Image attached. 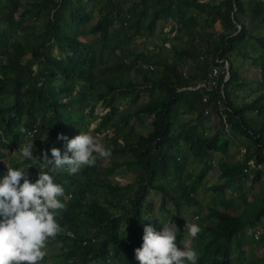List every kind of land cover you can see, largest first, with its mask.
<instances>
[{
  "label": "trees",
  "instance_id": "16d2710c",
  "mask_svg": "<svg viewBox=\"0 0 264 264\" xmlns=\"http://www.w3.org/2000/svg\"><path fill=\"white\" fill-rule=\"evenodd\" d=\"M257 29L264 0H0V149L9 151H0V167H28L34 183L36 165L11 151L32 139L35 157H50L52 147L63 154L58 135L80 131L103 134L112 152L106 166L97 159L77 175L55 176L65 188L57 215L65 231L49 242L44 264H139L144 226L177 224L181 245L188 216L202 229L190 237L197 264H264V254L243 249L264 248V34ZM137 40L141 49L133 51ZM249 46L257 56H246ZM238 58H248L261 81L241 78ZM220 61L228 63L226 81ZM214 68L221 73L206 88ZM232 147L236 154L243 147L240 160H230ZM216 171L221 183L208 188L203 216L196 193ZM115 175L131 180L121 185ZM226 189L233 199L225 200Z\"/></svg>",
  "mask_w": 264,
  "mask_h": 264
},
{
  "label": "clouds",
  "instance_id": "9594fccd",
  "mask_svg": "<svg viewBox=\"0 0 264 264\" xmlns=\"http://www.w3.org/2000/svg\"><path fill=\"white\" fill-rule=\"evenodd\" d=\"M20 132L26 129L21 127ZM31 136L28 134L27 138ZM57 139L65 142L63 154L52 147L50 157L47 152L35 157L32 139L15 151L19 163L28 161L38 168L34 183L32 177L28 178V167L7 166V171L0 167V264H44L49 242L65 231L57 221L58 212L66 207L61 202L65 188L55 176L62 171L77 175L83 168L93 167L97 159L108 160L112 156L111 150L90 131H80L71 139L58 135ZM188 217L181 245H177V224L170 221L160 231L144 226L143 242L134 250L139 264H197L198 253L191 247L190 237H197L202 229L195 223L197 216ZM185 234L189 238L183 244Z\"/></svg>",
  "mask_w": 264,
  "mask_h": 264
},
{
  "label": "rangeland",
  "instance_id": "374dc122",
  "mask_svg": "<svg viewBox=\"0 0 264 264\" xmlns=\"http://www.w3.org/2000/svg\"><path fill=\"white\" fill-rule=\"evenodd\" d=\"M216 29H218V26L216 27ZM166 30H168V29H166ZM261 33H263L264 34V29L262 30V29H257V30H255L254 32H253V34L254 35H256V36H261ZM172 36V35H171ZM141 42L140 41H138L137 40V42H135V43H133L132 45H131V49L133 50V51H137V50H139V49H141V46L139 45ZM154 43H157V44H160L161 42H159V41H155ZM152 46L153 45H148V44H146V49L149 51V50H151V48H152ZM166 47L167 46H169V43H166V45H165ZM259 51H260V49L259 48H251V46H249L247 49H246V56H251V57H255V56H257L258 55V53H259ZM56 53V51L54 50L53 51V54H55ZM249 58V57H248ZM241 59V58H238L237 60H236V62H235V66H236V69H237V71H238V73H239V75H240V77L241 78H244V79H246V80H248V81H261L260 80V71H259V69L258 68H256V67H254V66H252L251 65V63H250V60L249 59ZM226 77H227V75H225V79H226ZM106 111H104V110H102L101 109V107H100V105H98L97 106V108H96V112H95V114L96 115H98V116H101V115H103L104 113H105ZM180 120L181 121H186L187 120V118H188V116L187 115H181L180 117ZM210 121H211V123H210V126L211 125H214L215 124V122L217 121L216 120V117L215 116H211V119H210ZM96 125V123H93L91 126H90V130L94 127ZM143 130H148V124H146V125H144L143 126V128H142ZM140 130V129H139ZM226 132H227V134H229V131H228V128L226 127ZM105 134H107L109 137H111L112 136V131H108L107 133H105ZM99 140H102V138H103V134L102 135H99V136H96ZM239 153L238 154H236L235 153V148H229V152L228 153H230L232 156H233V159H230L231 161H236V160H240L241 159V155L243 154V147H239ZM0 151L1 152H3V153H5L6 155L7 154H9V151H7V150H1L0 149ZM15 151H17V149H15V150H13V151H11V153H10V155L9 156H13V154H14V156H17V154H16V152ZM221 158V155L220 154H215V156H214V159H213V163H212V166L214 167V169L215 170H217V168H218V161H219V159ZM100 161H101V164L103 165V166H106V165H108V163H107V161L106 160H104V159H100ZM7 166H8V164L7 163H5V167H6V171H7ZM196 169V168H195ZM0 172H2V170L0 169ZM218 171H216V172H210L208 175H207V177L204 179V182H203V185H204V188L203 189H198V191H197V193H196V196H197V200H199L200 202H201V204L203 205V211L201 212V215H203V216H205L206 215V213H207V208H206V205H207V203L209 202V200H210V197L212 196V192L208 189L209 187H211V186H213V185H216V184H218V183H221V181L220 180H218V178H217V175H218ZM5 174H6V172H5ZM3 178V177H2ZM114 180L116 181V182H118L119 184H121V185H124V184H126V183H129V181L131 180V176L129 177V178H126V176H119V175H115V177H114ZM250 186V182L249 181H247L246 183H245V187H249ZM224 197H225V200L226 201H228L229 199H233V197H234V194H232L228 189H226L225 191H224ZM150 198L151 199H153L154 200V203H155V206L157 207L158 206V199H155V197L153 196V195H151L150 196ZM247 200L248 201H251L252 199H251V196H248L247 197ZM240 201L242 202V199H238L237 201H234V205L235 206H237V203L238 204H240ZM240 210V209H239ZM230 213H233L232 212V210H230ZM158 214V213H157ZM158 216H159V214H158ZM189 220V217H187L186 219H185V221H188ZM164 224H166V223H164ZM163 224V225H164ZM162 229V228H161ZM250 230L248 231V233H247V235L248 236H251V234H250ZM185 240H184V242H183V244L185 243V241H187L188 242V234H185ZM253 238H254V236H253ZM255 239V238H254ZM256 241V240H255ZM243 249H244V252H245V255L246 256H249V254H250V251H253V255L254 256H261V255H263L264 254V248H261V247H257L255 244H251V243H248V244H246V245H244L243 246Z\"/></svg>",
  "mask_w": 264,
  "mask_h": 264
},
{
  "label": "built area",
  "instance_id": "2783aa9c",
  "mask_svg": "<svg viewBox=\"0 0 264 264\" xmlns=\"http://www.w3.org/2000/svg\"><path fill=\"white\" fill-rule=\"evenodd\" d=\"M220 63H223V62L220 61ZM223 68H224V70H225V72H226V75H227L226 79L224 78V81H226L227 78H228V73H227V72H228V63H227V61H224V63H223ZM220 73H221L220 69H218V68H214V69H213L212 74H211V76H210V79L207 81L206 88H211L212 86L215 85L216 81H215L214 79H216V78L219 76ZM204 86H205V85H200V86L195 87L194 89H198V88H200V87H204ZM190 90H191V89H190ZM192 90H193V89H192ZM203 101L205 102L206 99L204 98ZM205 114H207V111H205ZM256 238H257V236H256Z\"/></svg>",
  "mask_w": 264,
  "mask_h": 264
}]
</instances>
